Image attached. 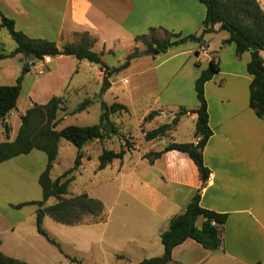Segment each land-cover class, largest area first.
Returning a JSON list of instances; mask_svg holds the SVG:
<instances>
[{"label":"rangeland","instance_id":"374dc122","mask_svg":"<svg viewBox=\"0 0 264 264\" xmlns=\"http://www.w3.org/2000/svg\"><path fill=\"white\" fill-rule=\"evenodd\" d=\"M260 1L264 4V0ZM17 19V30L24 31L32 38L43 37L48 40L55 38L53 41L58 40L56 43L59 46L69 43L56 39L53 30L47 33L45 30L27 27L31 25L32 20L46 26L53 25L55 17L53 13L48 14L44 6L30 14L29 19L22 16L21 18L18 16ZM84 34L77 36V41L70 42L79 43ZM227 34L228 32L223 31L219 35H207L211 38L209 42L211 49L214 50L213 55H216L218 60L221 53L218 43L220 38ZM169 36V33L154 30L136 39L138 42L123 40L114 43V51L103 55L110 69H103L99 64L87 60H76L77 58H74L73 63L70 56L63 55L64 58L55 57V62L49 65H46L50 63L47 56L43 60H37L34 64L36 66L32 65L30 71L24 74L17 109L12 116H8V121L4 122L0 118V142L7 139L5 123L10 129L9 140H13L19 131L21 115L33 103H47L55 95L63 99L57 129L71 124L86 126L99 123L102 102L109 104L121 102L130 110L111 115L118 127L117 135L95 140L84 146L82 165L76 170V179L69 186L70 195L87 192L91 197L103 201L105 219L93 222L94 220L87 218L83 224L66 225L46 216L44 227L50 236L61 243L64 251L61 253L56 246L38 233L37 206L32 204L19 206L28 198L42 199L41 186L38 181H34V184L24 188L21 199L17 201L20 203L12 202L14 205L10 206L9 203V206L4 207L7 203L0 201L1 210L7 217L6 221L13 224L7 225L9 234L5 236L1 248L4 253L30 264H137L145 258L156 256L153 251L138 248L139 242L148 239L146 235L151 231V220L137 201H151L152 195L157 193L164 198L160 188L142 183L141 178H144V175L140 168L144 165L141 164L139 168L137 157L140 152L151 146L145 141L142 132L146 131L147 126L149 129L157 128L172 112L177 109L179 112L183 107L181 104L185 105L189 103L191 97H196L195 81L200 72L194 53H184L171 58L178 49H187L188 46L184 44L175 46L173 53H155L157 45L153 37L165 39ZM2 45L7 52L17 47L16 41L5 27L0 28V47ZM224 45L222 43L221 47L224 48ZM225 47L229 49V45ZM136 48L142 55L133 58L129 67L114 72L112 67L122 64L127 55ZM94 50L99 51V47ZM224 53L227 55L228 50ZM262 56L264 57V50ZM206 61L207 57H203L204 65L208 64ZM24 62L26 58L23 54L0 59V85L15 84L22 74ZM105 77H108L111 83L106 89L103 88ZM87 97L94 102L87 109L72 113V110ZM162 109L170 111L167 117L156 114L157 116L152 119L144 120L152 110L159 113ZM195 125L196 121L191 116H182L180 125L172 132L173 140L193 141ZM126 139L133 141L136 149L128 152L123 160L115 159L104 169H98L102 150L104 148L119 150ZM166 139L165 137L152 146L159 150L166 143ZM77 150L72 142L61 139L59 155L51 170L53 178L74 166ZM37 151L46 158L45 152ZM24 164L29 162L25 160ZM136 168L139 169L135 172ZM164 200L167 201L165 198ZM54 202L55 198H50L46 205Z\"/></svg>","mask_w":264,"mask_h":264},{"label":"crops","instance_id":"0c3cea01","mask_svg":"<svg viewBox=\"0 0 264 264\" xmlns=\"http://www.w3.org/2000/svg\"><path fill=\"white\" fill-rule=\"evenodd\" d=\"M41 6L45 7L48 14L53 13V25L46 26L32 20L27 27L45 30L47 33L53 30L56 39L69 43L77 41L76 37L81 33H88L95 39L93 49L99 47L98 52L103 51L104 54L114 51V43L123 40L138 42L136 37L148 35L151 28L179 33L182 36L200 35L206 16V6L199 0H0L1 12L14 18L16 25L18 16L29 19L30 14H34ZM261 6L264 8L262 2ZM215 29V32L203 36L204 44L197 41L183 43L188 46L187 49H178L171 58L194 53L200 75L208 66L214 52L209 42L211 38L207 35H219L226 31L220 29V24H216ZM228 37L229 32L218 43L221 49L220 70L205 84L209 125L213 134L203 151L205 165L211 172L201 189L203 207L228 215L222 230L223 246L219 250L211 251L196 240L188 238L173 249V260L169 264H264V119L258 117L249 105L252 75L247 70V64L251 54L247 51L237 55L234 43L225 44L229 45V49L225 45L224 48L221 47ZM174 47L169 48L166 54L173 53ZM225 50H228L227 55ZM262 52L263 50L261 54ZM203 57H207V65L202 63ZM47 58L50 63L46 65L55 62V57ZM70 58L74 63L75 57ZM34 66L36 65L32 67ZM198 104L197 97L194 96L189 103L180 106L193 109ZM13 112L8 116H12ZM169 113L170 111L162 109L157 115L167 117ZM176 113L178 109L163 124L171 123ZM185 115L197 120L196 113L182 116ZM8 116L4 122L8 121ZM148 130L151 129L147 126L146 131ZM174 130L165 136L167 141L159 150L171 141L179 142L173 140ZM165 137L145 140L151 146L137 157L139 168L141 164L144 165L140 168L144 175L141 178L142 183L160 188L167 199L165 201L157 193L152 195L151 201H137L151 220V231L146 235L148 239L139 242L138 248L153 251L156 256L164 253L161 234L169 228L171 218L186 209L197 189L201 187L199 170L187 153L170 150L153 163L143 157L150 151H159L152 145ZM197 141L198 137L195 136L191 142ZM135 146L132 150L136 149ZM37 150L33 149L28 154H21L0 163V201L7 203L4 207L9 206V203L10 206L14 205L12 202L20 203L17 201L21 199L24 188L34 184V181L39 182V176L47 165V155L45 158ZM25 160L29 164H24ZM32 200L36 199L28 198L26 202ZM1 205L0 203L2 248L5 236L9 234L7 225L10 223L6 221L7 217L2 212ZM202 222L203 218H199L197 224L200 226Z\"/></svg>","mask_w":264,"mask_h":264},{"label":"trees","instance_id":"16d2710c","mask_svg":"<svg viewBox=\"0 0 264 264\" xmlns=\"http://www.w3.org/2000/svg\"><path fill=\"white\" fill-rule=\"evenodd\" d=\"M206 6V16L203 21V30L200 35L189 34L182 36L179 33H172L167 30L170 36L165 39L153 37L158 52H166L169 48L178 46L188 41L202 43L206 33L215 32V25L220 24L221 30L229 32V37L223 41L224 44L234 43L237 55L250 52L251 59L247 64V70L252 75L249 90V105L255 114L264 119V57L261 51L264 50V10L259 0H199ZM0 28L5 27L12 38L16 41L17 47L7 52L3 45L0 47V59L14 57L23 54L26 62L23 64L22 74L17 82L12 85H0V118L5 121L6 117L15 109L20 96L21 84L24 74L28 73L31 66L37 60H43L46 56L68 55L78 60H87L99 64L103 69L111 67L103 59V51L93 49L95 39L87 33L82 35L79 43H65L59 46L55 41L44 38H32L24 31L17 30L14 18L6 16L0 10ZM151 28L150 31H154ZM142 36H137L136 39ZM142 52L136 48L127 55L125 61L119 66L112 67L114 72H120L131 64V60L141 56ZM220 64L216 55H213L208 66L203 69L195 81L196 97L198 106L193 109L181 107L171 121L158 126L157 128L143 131L147 141L165 137L179 124L180 117L188 113H196L195 136L197 142H169L162 150L150 151L143 155L150 163L161 157L165 152L178 150L187 153L196 164L201 179V187L197 189L186 209L174 215L169 228L161 234V241L164 245V253L159 256L145 258L137 264H169L172 258L173 249L188 238L199 242L208 250H219L223 246L222 230L227 222V213L207 209L201 205V189L205 186L210 176V169L205 165L203 151L212 136L213 131L209 125L208 103L205 95V84L219 72ZM94 102L87 97L80 102L72 113L81 112ZM63 99L61 96H53L47 103H33L30 108L21 115V124L18 134L14 140H9L10 129L5 123L7 139L0 142V163L21 154H28L33 149L42 150L47 155L46 168L39 176V184L42 189V199L32 200L22 204L37 205L36 225L39 234L44 236L51 244L56 246L61 253H64L61 243L50 236L44 227L46 216L52 217L55 221L75 225L83 224L87 218L99 222L105 219L104 203L98 198L91 197L87 192L70 195L69 186L76 179L75 172L82 165L84 157L83 148L86 144L95 140H104L118 134V127L112 120L111 115L117 112L128 111V106L121 102H102V113L100 122L80 126L67 125L57 129L61 117ZM157 112L152 110L145 119H152ZM72 142L77 148V156L74 166L60 176L53 178L51 170L59 155V144L61 139ZM135 146L133 141L125 140L119 150L104 148L99 155L98 169H104L115 159L123 160L125 154ZM50 198L55 202L46 205ZM203 218L199 226L197 221ZM2 240L0 239V264H30L27 261L9 256L1 250ZM69 257L68 255H66Z\"/></svg>","mask_w":264,"mask_h":264},{"label":"water","instance_id":"95a60500","mask_svg":"<svg viewBox=\"0 0 264 264\" xmlns=\"http://www.w3.org/2000/svg\"><path fill=\"white\" fill-rule=\"evenodd\" d=\"M155 53H158V49H155ZM110 81H109V78L108 77H105L104 78V89H106L109 85H110Z\"/></svg>","mask_w":264,"mask_h":264},{"label":"built area","instance_id":"2783aa9c","mask_svg":"<svg viewBox=\"0 0 264 264\" xmlns=\"http://www.w3.org/2000/svg\"><path fill=\"white\" fill-rule=\"evenodd\" d=\"M203 52H204V53H207V50H206V49H203Z\"/></svg>","mask_w":264,"mask_h":264}]
</instances>
